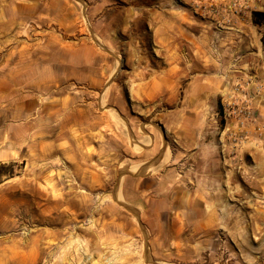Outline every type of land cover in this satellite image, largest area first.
Listing matches in <instances>:
<instances>
[{
	"label": "rangeland",
	"instance_id": "obj_1",
	"mask_svg": "<svg viewBox=\"0 0 264 264\" xmlns=\"http://www.w3.org/2000/svg\"><path fill=\"white\" fill-rule=\"evenodd\" d=\"M254 12L264 0H0V264H264ZM221 129L235 152L215 159L237 184L222 227L174 236L147 213L166 198L134 183L183 174L199 161L185 163L187 131L203 144Z\"/></svg>",
	"mask_w": 264,
	"mask_h": 264
},
{
	"label": "crops",
	"instance_id": "obj_2",
	"mask_svg": "<svg viewBox=\"0 0 264 264\" xmlns=\"http://www.w3.org/2000/svg\"><path fill=\"white\" fill-rule=\"evenodd\" d=\"M15 87H13L14 99H15ZM10 93V90L9 92ZM10 95V94H9ZM8 95V96H9ZM10 97V96H9ZM187 140L182 141L186 149V160L197 159V164H191L190 169H186L184 173H178V168L169 170L166 173L160 174H146L145 176L134 179V193L145 192L143 196H148L153 191L154 187H157V195L164 203H168V207L160 212L147 213L154 216L156 219L167 220L169 224H175L172 226V235L177 236L185 235L187 238H196L203 235H208L212 230H217L222 227L221 209L222 205H219L220 197L224 196V192L229 185L233 188L237 184L233 183L236 178L232 177L230 169L227 165L229 161L223 162L220 158L215 159L217 156H225V158L231 153L235 152L231 138L226 131L220 130V136L216 139H208V143L201 144L198 140V135L194 131H187ZM199 147V149H196ZM246 151H253V143L250 146H246ZM205 150L208 152H216L214 158H210L208 161L201 162V155ZM238 150H236L237 152ZM211 152V153H212ZM207 154L208 157H212L213 153ZM239 153V154H238ZM237 154L240 156V152ZM237 154L231 157L230 163L238 162ZM214 163L216 167L215 171H209L202 173L200 167L203 164L211 165ZM184 164V163H182ZM185 164V165H186ZM219 167V168H218ZM183 177V178H180ZM208 177L213 183L211 188H205L201 183ZM227 177V178H226ZM185 179V180H184ZM191 183V184H190ZM216 198V199H214ZM167 216V217H166ZM166 217V218H165Z\"/></svg>",
	"mask_w": 264,
	"mask_h": 264
},
{
	"label": "trees",
	"instance_id": "obj_3",
	"mask_svg": "<svg viewBox=\"0 0 264 264\" xmlns=\"http://www.w3.org/2000/svg\"><path fill=\"white\" fill-rule=\"evenodd\" d=\"M254 22L256 24L259 23V20H261V18L264 16V13L263 12H254Z\"/></svg>",
	"mask_w": 264,
	"mask_h": 264
},
{
	"label": "bare ground",
	"instance_id": "obj_4",
	"mask_svg": "<svg viewBox=\"0 0 264 264\" xmlns=\"http://www.w3.org/2000/svg\"><path fill=\"white\" fill-rule=\"evenodd\" d=\"M55 3H56V2H55ZM142 21H143V20H142ZM62 22H63V21H62ZM169 22H170V21H169ZM134 23H135V22H134ZM164 45H165V44H164ZM158 88H159V87H158ZM158 88H157V89H158ZM157 89H156V90H157ZM142 164H143V163H142ZM144 164H145V163H144ZM135 167H137V165H136ZM140 167H141V166H140ZM146 167H147V166H146ZM137 168H138V170H139V167H137ZM146 170H147V169H146ZM144 171H145V170H144Z\"/></svg>",
	"mask_w": 264,
	"mask_h": 264
}]
</instances>
